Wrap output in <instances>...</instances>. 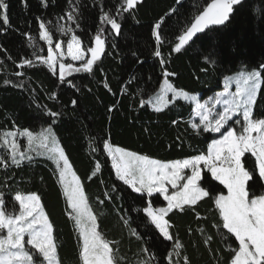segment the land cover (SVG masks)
Wrapping results in <instances>:
<instances>
[{
	"label": "trees",
	"instance_id": "16d2710c",
	"mask_svg": "<svg viewBox=\"0 0 264 264\" xmlns=\"http://www.w3.org/2000/svg\"><path fill=\"white\" fill-rule=\"evenodd\" d=\"M210 2L143 0L136 8L117 15L122 0H46V6L42 0H4L7 8L0 9V158L5 163H0V194L9 210L12 205L17 209V193L41 197L63 264L82 261L56 166L37 150L27 153L31 160L24 159L19 166L13 164L2 134L12 130L36 134L51 128L72 170L81 178L97 215V231L115 242L110 246L124 258L121 264H135L141 259L169 264L167 253L173 251L174 241L165 240L143 211L148 203L154 208L165 207L164 199L159 194L147 197L134 193L117 180L103 144L172 162L206 154L208 145L220 136L202 131L196 134L191 127L193 105L188 102L170 97L160 112L148 102L163 78L204 100L222 89L221 80L226 76L264 71V0H242L243 6H234L224 25L207 30L179 53L173 51L178 36ZM72 8L76 9L72 13L76 23L68 19ZM103 12L115 16L121 24L119 34L110 24L101 23ZM4 15L9 19L7 25L3 23ZM41 22L52 35V44L65 45L75 35L83 49L93 46L100 30L105 50L93 71H79L61 82L59 73L42 62L48 50L39 36ZM158 22L161 27L155 29ZM61 26L69 32L62 33ZM154 32H159L160 41ZM157 50L160 56L155 55ZM25 60L33 65L19 67ZM76 66L80 68L82 63ZM165 72L175 75L165 76ZM141 101L145 102L143 106ZM52 112L59 115L53 117ZM254 114L264 115V84ZM205 178L225 193L208 171H202L201 186ZM165 219L173 225L169 232L183 245L177 250L179 255L172 256L173 264H184L185 256L189 264H229L233 254L228 245L235 238L227 234L229 239L224 240L219 233L226 230L213 226L221 222L211 196L191 208L186 206L183 213L174 209ZM209 236L212 239L205 243ZM233 246L238 247L237 242Z\"/></svg>",
	"mask_w": 264,
	"mask_h": 264
},
{
	"label": "snow or ice",
	"instance_id": "6c2138e0",
	"mask_svg": "<svg viewBox=\"0 0 264 264\" xmlns=\"http://www.w3.org/2000/svg\"><path fill=\"white\" fill-rule=\"evenodd\" d=\"M42 2H45L46 6V0ZM142 2L143 0H122L116 13L120 15L122 12H129ZM236 5L243 6L242 0H211L195 15L194 21L183 34L178 36L179 42L174 45L173 51L179 53L197 33L204 32L210 25H224ZM6 8L4 0H0V9ZM75 11L76 9L72 8L68 13V19L74 23L76 17L72 13ZM100 20L102 24L105 22L110 24L111 29L119 34L121 24L115 16L103 12ZM3 23L5 25L9 23L7 15L3 16ZM39 27L40 39L52 45L53 37L45 29V24L41 22ZM154 27L160 29L161 23H156ZM59 30L64 34L69 32V29L63 26ZM154 35L157 41L161 40L159 32H154ZM94 40L95 47L86 46L84 51L81 50V40L75 35L67 43V55L74 61H83L82 66L74 71L88 73L93 71L94 63L101 58L105 50V40L100 30L97 31ZM54 48L58 51L61 44L56 43ZM55 51L53 47H49L47 59L42 60L54 73L57 64ZM86 53H91V57L86 59ZM155 55L160 56V51L157 50ZM161 63L163 64L164 61L161 60ZM24 65L32 66L33 62L25 60L18 66ZM68 70H73V66L70 63L65 64L61 54L59 60L61 82L64 81L66 74H70ZM164 75H175V73L165 72ZM235 79L236 91L225 92L221 95L227 96L228 99L222 101L218 97L215 101L217 105L223 103L222 110L214 111L198 102L193 109L200 118L199 123L191 125L197 135L201 131L220 134L219 139H213L208 145L206 154H197L188 159L166 163L110 143L103 144V150L111 158V167L115 171L117 180L122 181L134 193L146 194L147 197L159 194L167 201V207L154 208L152 203H148L143 211L165 240L174 241L173 251L167 253L169 264H173L172 256L179 255L177 250L183 245L169 232L173 225L165 217L174 209L183 213L186 211V206L191 208L210 196L221 222L214 223L213 226L226 230V233H219L224 240L229 239L227 234L235 238V241L228 245V249L233 254L229 264H264V115L254 114L258 92L264 84V71H240ZM231 80L232 78H227L226 83H230ZM167 93H172L173 100L183 98L197 101L195 95L190 96L187 91L178 89L165 80L162 94L156 98L154 105L156 112L163 110L161 103L166 100ZM75 103L73 101V104ZM144 103L141 101V106ZM51 115L55 117L59 114L52 112ZM15 135L14 132L5 133V136ZM23 135L28 138L29 144L35 139L30 131H25ZM40 135L42 137L40 147L47 149L48 158L54 161L58 182L63 189L67 206L71 209L69 217L74 221L79 260L82 264H121L124 258L117 255L118 249L110 246L115 242L108 241L101 232L97 231V215L90 206L81 178L72 170L69 157L65 154V149L59 146L55 133L48 128ZM18 147L15 142L11 144V160L17 166L24 159H32L30 155L18 152ZM245 154L250 156L246 157ZM0 163H5L2 158ZM201 165L211 174L212 180L218 181L219 185L227 190L226 193L206 178L204 186H201ZM98 169L99 165H97ZM186 170H190V174ZM166 185L174 191H170ZM14 200L19 202L18 214L15 205L9 210L0 194V264H63L58 256L53 225L44 211L41 197L35 193L28 195L17 193ZM100 203L103 204L104 201ZM200 218L197 213V219ZM4 229L6 234L2 231ZM199 231L204 230L199 229ZM132 234L140 238L135 230H132ZM211 239V236L207 237L205 243ZM235 242H238V247L233 246ZM142 251L148 254L147 249ZM135 264H152V261L141 259ZM176 264L179 262L177 261ZM184 264H189L187 256L184 257Z\"/></svg>",
	"mask_w": 264,
	"mask_h": 264
},
{
	"label": "rangeland",
	"instance_id": "374dc122",
	"mask_svg": "<svg viewBox=\"0 0 264 264\" xmlns=\"http://www.w3.org/2000/svg\"><path fill=\"white\" fill-rule=\"evenodd\" d=\"M106 23V22H105ZM111 27V26H110ZM40 31H41V29H40ZM114 31V30H113ZM114 33L115 34H117L115 31H114ZM73 36V35H72ZM72 36H70V38H69V40H68V42L71 40V37ZM45 43H46V45H47V50H48V48L49 47H53V49H54V51H55V48H54V46H55V44H52V45H49V43L47 42V41H45V40H43ZM67 42V43H68ZM58 43H60L61 44V48L58 50V51H55V54H56V56H57V64H56V72L57 73H59V60L61 59V54H63V60H64V63L65 64H72V66H73V70H68L69 72H70V74H66V76H65V78H67V77H70V76H72V75H74V74H76L77 73V71H74V69H76V68H78L77 66H76V64L77 63H83V61H74V60H72L71 59V57L70 56H68L67 55V43L65 44V45H63L61 42H58ZM92 47H95V40H94V42H93V46ZM81 50L82 51H84V49L82 48V46H81ZM91 57V53H86V56H85V58L87 59V58H90ZM47 59V58H46ZM52 71V70H51ZM53 72V71H52ZM238 73L239 72H236V73H233V74H231V75H229V76H226V77H224L222 80H221V85H222V89L219 91V92H217L216 94H214L213 96H211V97H209V98H206V99H204V100H200L199 99V94H197V93H189L190 94V96L191 95H195L196 97H197V101L196 102H193L191 99H189V100H184L183 98H177V99H180V100H183V101H185V102H188V103H190V104H192L193 105V109L196 107V103L198 102V103H200V104H205L208 108H212V109H214V111H220V110H222V108L224 107V105H223V103H221V104H219V105H217L216 103H215V101H216V99L219 97L222 101L224 100V99H228V97L227 96H222L221 94H223V93H225V92H227V93H234L235 91H236V88H237V83H236V77H237V75H238ZM227 78H232V80H231V82L230 83H226V80H227ZM165 80H166V78H163V80H162V82H161V84H160V86H159V88H158V90L154 93V95L153 96H151V98L148 100V102H149V104L154 108V105H155V103H156V98L157 97H159V96H161V94H162V89L165 87ZM172 98V93H167L166 94V100L165 101H163L162 103H161V106L164 108L167 104H168V98ZM199 120H200V118H199V116L196 114V112L195 111H193V115H192V118H191V124H193V123H199ZM230 124H231V121L229 122ZM48 129V127H46V128H44V129H42L40 132H38V133H36V134H33V136H34V140H33V142L31 143V144H29V141H28V138L25 136V135H23V133L25 132V131H19V130H12V131H10V132H14V133H16V135L13 137V136H5V133L4 134H2V143H3V145H4V147L6 148V149H8V151H9V153L11 154V144L13 143V142H15L19 147H18V152H24V153H28V152H34V151H43L44 152V154H46L47 156H48V151H47V149H45V148H43V147H40V144H41V141H42V137H41V133H44L46 130ZM237 130H239V126H237ZM6 133H8V132H6ZM210 133H212V134H216V135H220L219 133H213V132H210ZM255 135V134H254ZM220 138V136L217 138V139H219ZM5 140H7V143H5ZM212 143V142H211ZM210 143V144H211ZM106 153V152H105ZM106 155H107V153H106ZM250 155V154H249ZM108 157V156H107ZM17 158H19V156H17ZM108 159H109V162H110V166H111V158L110 157H108ZM254 159V158H253ZM53 161V160H52ZM53 163H54V161H53ZM166 163H168V162H166ZM55 164V163H54ZM56 166V165H55ZM201 167V171H207V169L203 166V165H201L200 166ZM112 168V167H111ZM112 171H113V173H114V175H115V171H114V169H112ZM186 171H189V174H190V170H186ZM209 173V172H208ZM209 175H210V177H211V174L209 173ZM116 177V176H115ZM215 181V180H214ZM122 182V181H121ZM215 182H217L218 184H219V182L218 181H215ZM123 183V182H122ZM181 183H183V181H181ZM167 186V185H166ZM222 186V185H221ZM167 187H169V189H170V191H174L173 189H171L170 188V186H167ZM223 187V186H222ZM62 189V188H61ZM226 189H225V193H226ZM62 193H63V189H62ZM138 194V193H137ZM146 195V194H145ZM154 195V194H153ZM64 196V195H63ZM163 198V197H162ZM164 199V198H163ZM165 201V200H164ZM16 202V204H17V209H19V202L18 201H15ZM165 203H166V206L165 207H167V201H165ZM18 214V213H17ZM145 215H146V213H145ZM147 216V215H146ZM148 217V216H147ZM148 219H149V221H150V218L148 217ZM150 223H151V221H150ZM152 224V223H151ZM153 225V224H152ZM154 227H155V225H153ZM157 231H158V233L160 234V232H159V230L158 229H156ZM4 231V234H6V229H4L3 230ZM161 235V234H160ZM162 236V235H161ZM163 237V236H162ZM164 238V237H163ZM25 239H27V237L25 238ZM237 244H238V242H237ZM26 247H29L30 248V246H27L26 245Z\"/></svg>",
	"mask_w": 264,
	"mask_h": 264
},
{
	"label": "water",
	"instance_id": "95a60500",
	"mask_svg": "<svg viewBox=\"0 0 264 264\" xmlns=\"http://www.w3.org/2000/svg\"><path fill=\"white\" fill-rule=\"evenodd\" d=\"M230 16H231V15H230ZM193 21H194V20H193ZM217 26H219V25H210L208 28L205 29L204 32L197 33V34L193 37V39H192L191 41H189V43H188L187 45H185L184 48L181 49V51H182L183 49H185L189 44H191V43L194 41V39H195L196 37H198L199 35L205 33L207 30H209V29H211V28H214V27H217ZM178 42H179V41H178ZM178 42H177V43H178Z\"/></svg>",
	"mask_w": 264,
	"mask_h": 264
}]
</instances>
